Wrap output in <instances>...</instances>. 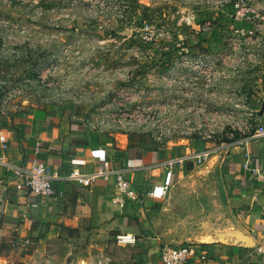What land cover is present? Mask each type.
<instances>
[{"label":"rangeland","instance_id":"obj_1","mask_svg":"<svg viewBox=\"0 0 264 264\" xmlns=\"http://www.w3.org/2000/svg\"><path fill=\"white\" fill-rule=\"evenodd\" d=\"M253 1L264 14V0ZM214 2L0 0V119L86 93L108 129L169 146L177 174L155 214L160 247L228 234L218 155L252 132L241 107L264 89V23L233 12L220 25ZM204 150L213 152L204 163L187 158ZM7 258L0 264H24Z\"/></svg>","mask_w":264,"mask_h":264},{"label":"crops","instance_id":"obj_2","mask_svg":"<svg viewBox=\"0 0 264 264\" xmlns=\"http://www.w3.org/2000/svg\"><path fill=\"white\" fill-rule=\"evenodd\" d=\"M234 1L214 2L211 18L220 25L232 20ZM167 69L170 72L171 66ZM241 108L252 132L264 125L261 97L250 96ZM103 109L86 93L69 94L0 119L5 140L0 141V157L5 156L0 163V245L8 249L0 258L17 256L24 264H79L104 253L112 264H160L154 220L167 195L155 201L147 193L162 180L164 163L173 158L170 147L135 141L108 129L96 115ZM218 156L234 222L223 239L194 244L206 253L207 261L194 258L186 264H264V257L252 247L264 238V137L226 145ZM71 159L84 162L80 170L85 174L96 172L104 162L122 170L136 199L126 198L123 206L112 203L116 194L112 177L95 179L88 187L73 183L67 178L74 168ZM33 161L50 169L56 194L44 197L16 188V170ZM120 236L133 240L120 243Z\"/></svg>","mask_w":264,"mask_h":264},{"label":"built area","instance_id":"obj_3","mask_svg":"<svg viewBox=\"0 0 264 264\" xmlns=\"http://www.w3.org/2000/svg\"><path fill=\"white\" fill-rule=\"evenodd\" d=\"M234 14L236 18L245 19L246 21L254 23H264V14L260 13L257 7L243 3L242 1H234ZM144 30L152 33V28L149 25L144 26ZM261 99L264 102V89L262 91ZM248 115L251 112L248 111ZM264 137V125H258L255 130L248 134L242 141L249 139H259ZM0 141L5 142L4 137L0 136ZM240 141V142H242ZM213 152L211 150H204L195 155H188V159L195 160L197 164L204 163L208 160ZM5 156L0 157V163H4ZM71 165L74 168L71 170L67 178L77 185L88 187L92 181L98 178L109 179L113 178L116 194L112 199V203L123 206L126 203V198L130 200L136 199V193L131 189L128 180L125 178L122 170L111 169L107 162H104L103 166L100 167L96 172L91 174L82 173L80 167L84 165V162L79 159H71ZM175 159H169L165 161V170L162 180L153 185L148 191V196L152 200L160 201L163 200L168 191L171 188L173 181V167L176 165ZM50 169L41 162L33 161L27 168H19L16 170V177L18 182L16 185L17 189H25L30 193L51 196L56 194V189L52 182L53 176L49 173ZM133 238L130 236H120L118 241L120 243L131 242ZM28 242V241H26ZM255 252L264 257V238H261L253 246ZM198 246L194 244H184L179 246H168L164 245L160 247L159 261L160 264H186L188 261L198 258L205 262L208 260V256L204 252H199ZM79 264H112L111 260L106 254L99 253L96 256H88L80 261Z\"/></svg>","mask_w":264,"mask_h":264},{"label":"water","instance_id":"obj_4","mask_svg":"<svg viewBox=\"0 0 264 264\" xmlns=\"http://www.w3.org/2000/svg\"><path fill=\"white\" fill-rule=\"evenodd\" d=\"M234 235L236 237H238L241 241H244L246 243H251L250 241H248V239L246 237H244L243 235L239 234V233H234Z\"/></svg>","mask_w":264,"mask_h":264}]
</instances>
